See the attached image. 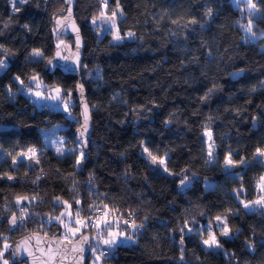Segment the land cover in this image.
<instances>
[{"label":"trees","instance_id":"1","mask_svg":"<svg viewBox=\"0 0 264 264\" xmlns=\"http://www.w3.org/2000/svg\"><path fill=\"white\" fill-rule=\"evenodd\" d=\"M101 2L76 0L74 18L84 52L79 72H71L53 55L61 37L72 44L68 35H57L54 29L69 1L28 0L14 12L10 0H0V60L8 62L0 75V233L9 235L15 246L34 233L35 215L49 214L54 197L68 200L76 192L87 215L90 200L100 203L97 194H107L104 203L112 202L121 212L135 210L136 222L144 223L133 242L103 258L107 264H264V212L247 211L239 203L255 198L256 182L264 174V164L252 162L255 148L264 147V19L254 21L257 37L246 41L241 13L231 0H119L123 15L117 27L124 39L114 42L91 27ZM107 2L109 10L116 9L117 0ZM257 3L264 15V0ZM207 7L213 9L212 17L204 14ZM193 17L198 23L183 27ZM129 31L135 36L128 37ZM33 49H40L43 57L33 59ZM241 69V75H231ZM87 72H97V78ZM37 74L47 87L71 93L77 115L75 87L85 88L93 132L78 169L77 153L58 157L44 135L61 127L60 134L72 139L79 124L72 125L62 111L35 106L14 79L20 76L27 83ZM206 128L215 142L211 163ZM32 147L36 158H18L13 166L12 156ZM144 147L154 155L167 153L171 172L186 170L196 179L182 187L180 176L156 174L146 163L147 154L142 155ZM229 149L234 161H249L233 167L236 176L222 170ZM9 175L14 179L8 180ZM90 177L94 192L87 183ZM241 187L244 195L235 198L233 190ZM24 195L41 199L27 209L32 215L26 225L10 233L5 217L20 214L11 211L12 202ZM225 214L235 238L220 237L213 223L223 249H204L200 226ZM185 221L197 230L182 233ZM57 229L50 227L48 236ZM246 240L253 241V250Z\"/></svg>","mask_w":264,"mask_h":264},{"label":"snow or ice","instance_id":"2","mask_svg":"<svg viewBox=\"0 0 264 264\" xmlns=\"http://www.w3.org/2000/svg\"><path fill=\"white\" fill-rule=\"evenodd\" d=\"M219 2V0H217ZM12 4L13 11L19 12L21 9L16 7V4L19 3L21 5L27 4L28 0H10ZM103 9L99 13L98 17H94L91 23L95 26L97 24V20L100 21L101 26H103L104 32H112V40L114 42H119L124 39L123 36L120 35L119 29L117 27V16L118 11L119 15H123L122 10H120L119 0H117V7L113 9L111 14L108 15L105 11L108 7L107 0H102ZM233 6L240 11L242 19L244 18V13L247 12V22L241 23L239 26L245 33L244 39L254 40L257 37V32L254 30L256 25L254 24L255 20L264 19V15H261L260 9L258 8L257 0H232ZM208 17H212L214 15L213 9L211 7H207L204 13ZM59 23V21H57ZM173 24L178 23L177 20L172 21ZM198 21L193 17L190 19L183 27L187 28L190 25L197 24ZM27 27V25H25ZM74 30L77 32V50L80 46L79 40V30L75 28ZM128 37L135 36V33L129 31L126 33ZM261 36H264V31L260 32ZM0 47H3L0 45ZM33 58L43 57V53L40 49H33L32 51ZM56 56L60 57L61 53L59 51L56 52ZM62 59H69V57H62ZM76 62H79V54L77 51L76 54ZM49 64H52V60L48 61ZM7 68V61L0 60V69ZM75 70V69H71ZM243 69L238 72H234L231 75L235 78L243 73ZM16 81H19L21 85L28 89V91L37 99L40 100H53L57 101V107L59 104H63V111L68 113L70 116L72 115L69 111L70 109V100H65V96H71L70 92H67L61 89L59 86L48 89L47 94L44 91H41L43 85L40 82L39 76L33 75L29 79L32 84L36 85V89L33 90L29 85H25L24 81L21 80L20 76L14 77ZM81 94L83 93V85L78 86ZM215 87L210 88L203 97H201L202 101L207 100L211 94L215 91ZM255 91V89H253ZM83 124L81 126L80 138L78 143L81 144V147L78 149H70V153H74L79 151V156L76 158V167L79 168L82 165V161L86 158V153L84 151V146H86V141L84 140V134L88 130V122H89V109L88 105L85 103L82 111ZM253 121L255 123L256 117H253ZM203 135L206 137L207 142V154H208V162L211 163L214 160V149L215 142L213 140V134L210 129H205ZM59 143L63 145L64 141L60 140ZM2 151V150H0ZM63 148H57L58 153H63ZM146 153V163L150 167L153 168V171L156 174H167L170 176H180V185L182 187H188L192 180L196 179V174H193L189 177L186 174V170H181V173L171 172L167 166V153L163 156L154 155L147 147L142 149V155ZM239 153H236L238 155ZM37 156V149L32 147L28 148L26 151L18 152L15 156H12V164L15 166L19 160L22 162L25 157L28 159H35ZM233 152L229 149L228 154L224 159V167L225 169H230L234 167L236 164L246 165L249 164V161L241 157L239 161H234L232 159ZM39 163L38 160H36ZM252 162H260L264 164V147H256L255 151L252 155ZM233 175H236L233 173ZM40 177H37L39 179ZM127 179V176L125 177ZM8 180H13L14 177L7 176ZM259 182L257 187L259 190V196L255 200H239V203L245 210H261L264 211V175L259 177ZM88 186L90 191H95L92 187L93 178L90 177L88 180ZM211 187V185L209 186ZM75 191V188H73ZM234 197L239 198L244 195V189L241 187L239 189L233 190ZM38 196H17L15 198V206L19 209L20 214L17 216L15 212L11 213V215L5 217L7 219L9 230H14L17 227H24L30 217V214L27 211V208L24 206V202L26 201L29 205L33 204L36 200H38ZM97 199L100 200V203L93 202L88 205V212L90 213L87 216H83L82 212L84 209L81 207L82 201L79 199H73L70 203L68 200H63L61 197L57 196L53 198L54 207H62L63 210L58 215L46 214L40 219V228L34 232L32 235L26 237L21 240L15 246L8 243V237L4 236L0 233V264H19L17 257L22 258H30L31 264H35L37 259L35 252L31 249H35L41 254L42 258L45 259V264H63V261L67 259V253L71 252L75 256H78L80 259L83 258V254L86 250L85 246L87 245V250L92 254L93 261L92 264H101L102 258H105L111 251H113L116 247L127 243L133 242L135 239L136 233L139 232L141 228L144 227V223H137L135 220V210H128L126 212H121L120 209L116 206L110 207L108 203H104L103 200L108 199L107 194H97ZM73 204L76 205L75 212L72 211ZM231 212V210H229ZM147 217H145V220ZM198 223L193 220L192 224L195 225ZM213 223L215 229L219 231L220 237L227 239H234L235 237L232 235V229L228 225V215H217L214 217V221H209L206 225H201L199 231H203L204 228H207V238L202 239V244L206 246L209 250H222L223 244L220 242V239L216 235V231L213 230ZM55 224L58 228L62 229L61 231L54 233L53 236L49 239L47 230L45 229V225L51 226ZM123 226V230L121 227ZM88 229H92L95 233L94 236L90 237L85 234V231ZM193 227L189 226V223L185 221L184 227L180 228V231L183 233L185 231L191 233L193 232ZM239 230H237L238 232ZM39 232H43L44 235L40 236ZM35 241V243H32ZM181 244H183V237L181 238ZM246 247L249 250L254 249L253 241L246 240ZM11 253V258L6 256L7 253ZM234 255V254H233ZM183 251L181 252L180 259L183 260Z\"/></svg>","mask_w":264,"mask_h":264},{"label":"rangeland","instance_id":"3","mask_svg":"<svg viewBox=\"0 0 264 264\" xmlns=\"http://www.w3.org/2000/svg\"><path fill=\"white\" fill-rule=\"evenodd\" d=\"M68 1H70V0H67V2ZM232 1V0H231ZM12 5V4H11ZM16 5H21V4H19V3H17ZM101 8H100V11L98 12V14L97 15H95V17H98L99 16V13L101 12V10L103 9V4L100 6ZM106 12H107V14L108 15H110L111 14V12H112V10H109L108 8L105 10ZM61 15L63 16L64 15V9H62L61 10V13L60 14H58V16H60L61 17ZM120 17V15H119V11H118V16H117V19ZM241 20H242V23H246L247 22V12H245L244 13V18L242 19V17H241ZM92 21V20H91ZM91 27H92V29L97 33V35L99 36V37H101L102 35H104V34H109L110 35V37H111V39H112V32H104V29H103V26H101V24H100V21L99 20H97V24L94 26L92 23H91ZM113 41V40H112ZM250 41H252V40H250ZM120 42V41H119ZM57 43H58V45L60 46V45H63V44H65V43H71L69 40H67V38H63V37H61L58 41H57ZM262 48H264V43H263V45H262ZM31 56H32V51H31ZM32 58H33V56H32ZM40 57H37V58H33V59H35V60H37V59H39ZM1 60H5L4 58H1ZM7 66H8V62H7ZM6 68H4V69H0V75L3 73V71L5 70ZM97 75H98V73L97 72H87V77L89 76L92 80L93 79H96L97 78ZM40 82H41V84L43 85V87L41 88V91H44L45 92V94H47V90L48 89H51V88H54V87H56V86H54V87H47L41 80H40ZM25 85H29L33 90H35L36 89V85L35 84H32L31 83V81H30V79H29V81L27 82V83H24ZM20 88H21V90L26 94L25 96H27V98L29 99V101L31 102V103H33L35 106H37V107H39V108H45V109H48L49 111H51V109H53V110H55V111H62L66 116H67V118H69V120H70V122H71V124L72 125H76L77 123L79 124V120H78V115H77V113H75V110H74V104H75V101H74V99L70 96V98H69V96H65L64 97V99L65 100H70V109H69V111L71 112V116L68 114V113H66V112H64L63 111V104L61 103V104H59V107H57L56 105H57V101H53V100H40V101H37V99L28 91V89L27 88H25L23 85H21L20 84ZM79 126V125H78ZM59 129H52L51 130V132L49 131L47 134H45L44 135V137H45V142L47 143V146L58 156V157H63V156H65L66 154H68V153H70L69 152V150L70 149H78L79 147H81V145H80V143H78V140L76 139V137L74 136V138H66V137H64L63 135H61L60 134V132H59V130H60V128L61 127H58ZM66 139H68V141L66 140ZM60 140H63L64 141V143H63V145H61L60 143H59V141ZM204 141H205V146H206V157H207V161H208V154H207V152H208V150H207V142H206V137L204 136ZM63 148V153L61 154V153H58L57 152V148ZM76 153H77V157L79 156V151H76ZM209 163V162H208ZM78 169V168H77ZM222 170L224 171V172H226V173H228V175L229 176H236V175H233V167H231L230 169H225V167H224V162H223V165H222ZM262 175H264V174H262ZM258 183H260L259 182V178H258V180H257V182H256V195H255V198L253 199V200H255V199H257L258 198V196H259V190H258V187H257V185H258ZM205 185H206V187H209L210 185L212 186V183L211 182H205ZM31 196H37V195H30L29 197H31ZM39 197V196H38ZM79 199L80 200V198L78 197V195H77V193L75 192V194H72L71 195V197L68 199V201L71 203L72 201H73V199ZM41 198L39 197V199L38 200H36L33 204H31V205H29L26 201L24 202V206L27 208V209H29L30 207H34L35 206V203L37 204V203H39L38 201L40 200ZM111 199V198H110ZM93 200H95V199H93ZM244 200V199H243ZM91 201V200H90ZM13 205H12V212L13 211H18L19 213H20V211H19V209L15 206V199H13ZM108 204H109V206L110 207H113V204H112V202H108ZM89 205V204H88ZM88 205H87V207H88ZM41 209H46V205H44V206H42V208ZM75 209H76V205L75 204H73V208H72V211L73 212H75ZM47 210L49 211V214H51V215H58L62 210H63V208L62 207H54V205H52L51 204V206H47ZM42 211V210H41ZM247 211H251V210H247ZM261 211V210H260ZM262 212H264V211H262ZM82 215L83 216H87V215H89V212H88V214L87 215H84L83 214V212H82ZM36 216V218H35V220L33 221L34 222V224H33V231L34 232H36L39 228H40V219H41V217H42V215H35ZM54 226L55 227H57L55 224H53V225H51V226H48V225H45L44 227H45V229L47 230V233H50L52 230H50V227H52L53 229H54ZM214 228H215V226H214ZM17 230V229H16ZM57 230H59V231H61L62 229H57ZM121 230H123V226L121 227ZM214 230V229H213ZM217 230V229H216ZM88 231V233L90 234V237H92V236H94L95 235V233H94V231L92 230V229H88V230H86L85 232H87ZM203 233H204V238H202V239H206L207 238V228H204L203 229ZM218 233H219V231H218ZM39 234H42V235H44V233L43 232H41V233H39ZM49 235V234H48ZM7 237H8V243H10V244H12V242H13V239H11V237L9 236V235H6ZM202 241V240H201ZM127 243H131V242H127ZM126 243V244H127ZM125 244V243H124ZM201 244H202V242H201ZM202 246L204 247V249H208L206 246H204L203 244H202ZM112 252V251H111ZM110 252V253H111ZM6 256L8 257V258H11V255H10V252L9 253H7L6 254ZM92 261H93V256H92V254L91 253H89V258H88V264H92ZM19 264H25V263H20L19 262ZM101 264H107V263H105L104 261H103V258H102V260H101Z\"/></svg>","mask_w":264,"mask_h":264},{"label":"water","instance_id":"4","mask_svg":"<svg viewBox=\"0 0 264 264\" xmlns=\"http://www.w3.org/2000/svg\"><path fill=\"white\" fill-rule=\"evenodd\" d=\"M76 0H70L67 8L65 10V13L63 16L58 17L54 21V29L57 35H68L72 39V44L71 43H65L63 45H60L55 48L54 50V59L59 64L60 66H63L66 68L68 71L71 72H79L80 67H81V62H82V57H83V52H84V42L81 36L80 28L75 21L74 18V6H75ZM59 21V23L57 22ZM74 26L76 29L79 30V40H80V46L79 49L77 50V45H76V40H77V32L74 30ZM59 51L61 53L60 57L56 56V52ZM79 54V62L77 64L76 62V54ZM62 57H69V59L65 60L62 59ZM71 69H75L74 71ZM82 84H78L75 87V100L76 104L78 107V119H79V126L75 129L74 134L76 136V139L79 141L80 138V131H81V126L83 124V117H82V111H83V106L86 103L88 105L89 109V122H88V130L84 134V140L86 141V146H84V151H87L88 143L90 141L92 132H93V120L91 117V109L89 107L88 101H87V96H86V91L85 88L83 87V93L79 91L78 86ZM81 145V144H80ZM18 216V215H17ZM8 223V222H7ZM18 228V227H17ZM14 230H9V225H8V230L10 233L16 232V229ZM33 233L27 234L20 238L15 244L20 242L21 240L25 239L26 237L32 235ZM86 235H89V233H85ZM40 236H43L42 234H39ZM50 239L51 237L48 236ZM32 243H35V241H32ZM86 250L83 254V258L80 259L78 256H75L71 252L67 253V259L63 261V264H86L87 257L89 254V251L87 250L88 246H85ZM32 251L35 252V255L37 257L35 264H45V259L42 258L41 254L36 251L35 249H31ZM19 260L23 261L25 264H31V259L30 258H22V257H17Z\"/></svg>","mask_w":264,"mask_h":264},{"label":"built area","instance_id":"5","mask_svg":"<svg viewBox=\"0 0 264 264\" xmlns=\"http://www.w3.org/2000/svg\"><path fill=\"white\" fill-rule=\"evenodd\" d=\"M101 5H102V2H101ZM51 111H52V109H51ZM93 202H96V201H95V200H91L89 204H92ZM89 214H90V213H89ZM134 218H135V217H134ZM89 253H90V252H89ZM109 255H110V253H109L107 256H109ZM107 256H106V257H107Z\"/></svg>","mask_w":264,"mask_h":264}]
</instances>
